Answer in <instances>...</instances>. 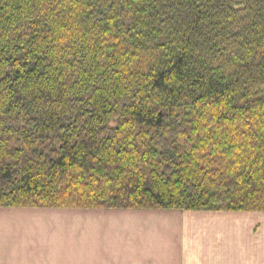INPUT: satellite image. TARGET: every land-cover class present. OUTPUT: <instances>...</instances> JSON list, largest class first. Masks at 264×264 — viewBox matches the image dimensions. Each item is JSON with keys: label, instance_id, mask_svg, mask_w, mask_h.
I'll use <instances>...</instances> for the list:
<instances>
[{"label": "trees", "instance_id": "trees-1", "mask_svg": "<svg viewBox=\"0 0 264 264\" xmlns=\"http://www.w3.org/2000/svg\"><path fill=\"white\" fill-rule=\"evenodd\" d=\"M0 207L264 213V0H0Z\"/></svg>", "mask_w": 264, "mask_h": 264}, {"label": "crops", "instance_id": "crops-1", "mask_svg": "<svg viewBox=\"0 0 264 264\" xmlns=\"http://www.w3.org/2000/svg\"><path fill=\"white\" fill-rule=\"evenodd\" d=\"M0 264H264V213L0 207Z\"/></svg>", "mask_w": 264, "mask_h": 264}, {"label": "rangeland", "instance_id": "rangeland-1", "mask_svg": "<svg viewBox=\"0 0 264 264\" xmlns=\"http://www.w3.org/2000/svg\"><path fill=\"white\" fill-rule=\"evenodd\" d=\"M12 208H18V207H12ZM26 208H33V207H26ZM39 208H43V207H39ZM69 209H73V208H69ZM200 212H206V211H200ZM218 212H224V211H218Z\"/></svg>", "mask_w": 264, "mask_h": 264}]
</instances>
